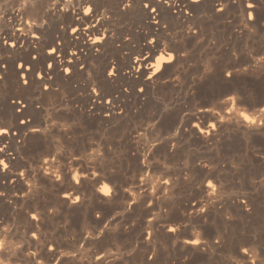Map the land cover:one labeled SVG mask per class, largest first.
Segmentation results:
<instances>
[{"label":"bare ground","instance_id":"obj_1","mask_svg":"<svg viewBox=\"0 0 264 264\" xmlns=\"http://www.w3.org/2000/svg\"><path fill=\"white\" fill-rule=\"evenodd\" d=\"M129 2L88 0V3L94 6L99 3L102 7L95 15L83 17L80 3L70 7L66 0H61L56 6L54 0H42L40 4L35 0H0V64L8 65L7 71L0 72L4 76L0 81V124L16 133L0 139V147L7 146L0 159L11 165L6 173L0 172V193L5 194L0 197V219L8 215L14 223L18 220L25 223H21L25 225L24 230L11 229L7 233V248L0 254L4 264H18L13 253L19 254L17 245L20 244L28 252L38 253V264H49L45 258L47 254L41 250L53 242L59 246L61 254H71L67 264H102L94 254L104 257L103 264L126 263L131 253L120 246L111 250L108 247L109 250L107 248L104 252L89 249V244L81 237L96 235V230L82 232L77 241L83 247H76L73 251L64 249L59 239L65 230H53V235L44 230L46 222L66 217L70 212L80 213L83 219L92 220L93 212L102 210L104 206L122 212L118 218L120 221L111 219L104 222L107 226L104 230H110V238L126 237L133 247L132 253L140 256L142 264H160V254L164 255L163 264H221L216 263L218 258L224 260L222 264H245L242 254L236 252L237 247L264 232L200 230L197 225L186 232L180 230L181 224L173 218H165L160 227L150 220L143 223L145 225L140 230L120 229L125 217L144 206L145 201L152 204L147 208L148 212L158 210L159 214H163L167 209L180 206L183 211L194 213L196 222L200 224L206 223L212 211L224 207L226 203L227 209L255 211L264 200V166L254 167V164L244 163L245 167H239L234 159L236 153L241 152L246 159L251 158L250 161L258 160L257 152L252 149L256 144H264V130L256 126L248 128L237 109L232 114L235 121L229 126L211 118L205 125V116L197 112L198 118H192L191 124L200 123L204 128V132H200L189 123L191 113L196 112L200 105H212L206 101L193 107L187 101L196 90L214 92L216 83L221 81V70L228 66L229 61L226 62L224 56H232L240 42L257 40L264 53V18H261L259 9L257 26L253 29L251 23L246 26L245 0H199L197 5H192L190 0H169L171 11L161 0L160 15L149 14L141 7L142 0H131V7H123ZM152 3L156 6L155 0ZM216 8H223V13L215 11ZM77 16L83 19H76ZM156 20L160 21L159 26ZM165 24L169 25L167 30L163 27ZM73 27L80 30L74 33L71 31ZM146 36L150 39L156 37L165 44L169 39L174 40L176 47L189 54L168 67L159 78L149 81L137 73L135 67H130L136 63L135 57L142 49L151 47L144 42ZM97 37H102L103 41L94 43ZM14 43L16 47L12 48ZM191 47H200L212 54L207 58L206 68L200 77L186 75ZM52 48H58L55 54ZM33 57L36 59L33 60ZM20 63L25 65L24 69L18 67ZM46 64L54 65L56 71L47 69L43 82L37 74L27 71L29 65L44 70ZM114 66L121 73L115 79L106 76V71H111ZM65 68L72 69L71 77L63 71ZM47 73L52 74L51 80ZM24 75L29 79L28 85L21 82ZM241 81L238 77V82ZM262 82L264 84V80ZM93 88L101 91L102 95L108 93L112 104L100 103L92 92ZM139 88L145 91L140 93ZM122 89H127V92ZM221 91L219 89L218 94ZM262 97L264 92L260 93L259 99ZM11 101H16V104ZM213 111L219 112V109L214 108ZM143 115L148 116V122L135 125V121ZM251 115L257 121L260 118ZM29 116L33 117L30 126L39 128L40 133H29L25 125L19 123V120ZM221 119H228V115L221 113ZM212 123H217L216 129L211 128ZM209 132L212 134L209 135ZM38 135L43 137L39 142L51 148L58 163H53L45 155L43 159L49 164L44 165L40 156L34 154L36 141L33 137ZM94 136L98 139L94 140ZM79 143L85 144L90 152L81 154ZM191 145L207 150L227 149V160H218L212 170L204 171L206 163L191 156L184 167L166 166L156 180L149 175L153 169L152 160L158 151L162 150L168 158ZM77 152L83 158L82 162L73 159ZM61 155L67 160L60 159ZM12 158H15V163ZM33 159L38 163H32ZM26 164L34 170L33 174H28ZM234 164L237 167L234 168ZM145 167L148 169L146 172L142 171ZM243 170L247 171L244 176ZM20 171L26 173L24 178L18 176ZM193 172H201L200 177L193 179ZM120 173L130 174L127 183L119 179ZM69 175L77 178L88 176L89 179L77 185L75 180L67 179ZM138 175L146 179H137ZM5 176L10 177L8 183L3 182ZM57 176L61 179L57 180ZM213 177L220 183L205 194L203 188ZM97 180L100 182L97 183ZM163 181L171 183L164 184ZM187 183L196 185L203 199L193 204L176 201L177 191ZM105 184L112 189L111 195L105 196L99 191ZM66 196L71 197L67 202ZM76 196L80 197L79 204L72 203ZM245 201L247 204L242 207ZM200 207L208 208V213H200ZM30 215L39 219L32 221ZM170 228H177V232L167 231ZM31 231H36L40 240L29 245L27 242L35 239L30 235ZM20 238L23 242L19 241ZM0 239L5 237L0 236ZM192 240L201 243H188ZM217 240L219 244L215 243ZM184 250L204 252V262L195 263L177 257V253ZM148 253L154 256L152 260L147 259ZM257 264H261L259 259Z\"/></svg>","mask_w":264,"mask_h":264},{"label":"snow or ice","instance_id":"obj_2","mask_svg":"<svg viewBox=\"0 0 264 264\" xmlns=\"http://www.w3.org/2000/svg\"><path fill=\"white\" fill-rule=\"evenodd\" d=\"M37 4L42 3V0H35ZM61 0H54V6L59 5ZM66 2L69 4L70 7H75V3H80L81 10L83 12V17H91L96 14L97 11H99L100 7H102L101 4L97 3L95 6L91 3H88V0H75V3L73 0H66ZM123 3V0H121ZM192 5L199 4V0H190ZM87 4V7H84V5ZM156 6H153L152 0H148V2H144L142 0L141 7L149 12V14H157L160 15L158 12V9L161 7V0H155ZM163 5L168 8L169 11L172 9V4L169 3V0H163ZM123 7L129 8L131 7V0L127 4H123ZM259 9V14L261 18H264V0H245L244 3V12H245V18H246V26L247 23H251L253 29L257 26V10ZM57 11L60 9L57 7ZM51 11V9H49ZM67 11V9H65ZM182 12L183 9H180ZM215 11L223 13V8H216ZM83 17L77 16L76 19H83ZM47 23V21H45ZM156 25H160V21H155ZM37 27H42V25H37ZM164 29L167 30L169 25L165 24L163 25ZM80 29H77L73 27L71 29L72 32H77ZM158 30V29H157ZM251 30V29H250ZM39 41V37L36 38ZM102 37H97L96 41H93L94 43L102 42ZM144 42L146 45H150L151 47L144 48L140 51L139 55L135 57L136 63L131 65L130 67H135L136 72L140 75L144 76L147 80L151 81L154 77L159 78L168 67L174 66L176 63L179 62L181 58H185L188 56V52L185 50H182L178 47H176V42L174 40L169 39L168 43L165 44L163 40H160L156 37L148 38L147 36L144 38ZM5 44L8 43L7 40L4 41ZM12 48L16 47V44L11 45ZM58 48H52V53L55 54L57 52ZM232 57L234 60L239 61L240 57L236 56L235 53L232 54ZM33 60L36 58L33 57ZM261 59L264 60V53L261 54ZM244 63H250V61H244ZM18 67L20 69H24L25 65L23 63L18 64ZM8 65L7 64H0V72L7 71ZM51 68L53 72L56 71V68L52 64H46L44 66V70L33 68L31 65L28 67V73H35L39 76V79L41 82L45 79L46 70ZM228 68H232L231 71L228 70ZM244 71H247L246 69H243ZM64 72L68 74L69 77L72 75V69L71 68H65L63 69ZM241 71L240 68H237L236 64L232 63L231 61L228 62V66L221 70L220 79L222 81V84L225 86L223 90L220 92L219 96L215 98V103L212 106L207 105H200L196 112L191 113V116L189 118V123L192 127L198 129L200 132H204V128L201 127L200 123L191 124L192 118H198L196 113H201L205 116V125L207 124V119L211 118L215 121H217L219 124H223L225 126H229L230 122L235 121V117L232 115L236 112L238 106H246L248 111H240L239 116L241 117L242 122L247 123L248 128H252L253 126H256L260 128L261 130H264V97L257 99V97L249 90L242 88L236 83V86L234 85V82H238V73ZM120 70L118 67H113L111 71H106V76L113 77L114 79L119 77ZM49 80H51L50 73H47ZM4 79L3 75H0V81ZM22 84L28 85L29 79L27 78V75H24L21 80ZM54 83V81H53ZM122 91L127 92V89H122ZM140 93H143L145 90L143 88H139L138 90ZM92 92L96 94V97L100 100V103H107L109 105L112 104V100L108 99V93L101 94V91H97L96 88L92 89ZM13 105L16 104V101H11ZM259 105L258 111L257 107ZM26 107V106H25ZM214 108H218L219 112L213 111ZM249 112L252 114L258 115L260 118L257 121V119L253 118V115H250ZM221 113H225L228 115V119H221ZM110 115V113H109ZM187 115V113H186ZM33 120V117L29 116L27 119H21L19 120L20 124L25 125V127L28 129L29 133H40L39 128L31 127L30 123ZM212 129L217 128V123H212L211 125ZM178 135V133H176ZM209 135L212 133L209 132ZM9 135H16V133L8 126L0 124V139L5 138ZM27 135V133H26ZM33 139L36 141L35 147H34V154L39 155L40 159L43 160V164H49L48 160H44L43 157L46 155L48 156L53 163H58L56 156L53 154L50 147L46 148L43 144H41L39 141L43 139L42 136H35ZM6 145L3 147H0V154H4L6 150ZM8 156L11 157V153H8ZM60 159L67 160V157L64 155H61ZM73 159L80 160L82 162V157L79 155V152H77ZM13 163H15V158H12ZM32 163H38L35 159L32 160ZM239 163V162H238ZM10 164L6 162L5 159H0V172H7L10 168ZM40 167H43V165H39ZM25 167L28 169V174H33L34 170L31 168L30 165L26 164ZM233 167H237V165H233ZM142 171H148L147 167H145ZM26 173L24 171H20L18 173V176L20 178H24ZM97 176L99 173L96 174ZM57 180H60L61 177L57 176ZM69 181L75 180V183L77 185L82 183V180H88V176H84L82 178H77V176L69 175L67 178ZM137 179H146V177L139 176ZM187 180L188 178L185 177ZM10 180V177H3V182L8 183ZM213 180L216 182L213 183ZM14 182V181H13ZM100 181L97 180V183ZM164 184L171 183L170 181H163ZM220 181L213 177L212 179L207 180V187L203 188V191L205 194H208V189H215L216 185L219 184ZM30 190V189H29ZM99 191L103 192L105 196L111 195L112 189L108 187L107 184H105ZM146 191V190H145ZM5 194L0 193V197H3ZM71 197L66 196L65 201L67 202ZM74 204L80 203V197L76 196L75 200L72 201ZM134 204L137 203V201H133ZM247 204V201L244 202L242 207ZM146 207H151L145 201ZM195 207V206H193ZM35 211V209H33ZM209 209L200 207L199 212L206 214L208 213ZM248 211H252V209H248ZM107 215H111V213H107ZM107 217H104L106 219ZM30 219L32 221H37L39 217L36 215H30ZM104 219H100L97 221L101 225L100 228H98L96 235H90L88 237H81V239L86 240L89 246L95 245L97 247V251L104 252L107 245L106 241L110 240L109 232L105 231L104 229L107 228V226L104 224ZM10 231L8 227L5 225V221L3 219H0V236H4L5 239H0V254H3L4 251L7 248L6 245V235ZM167 231H170L172 233L177 232V228H170L167 229ZM30 235L34 237L35 239L33 241L27 242L29 245L32 243H36L40 240V237L37 236L36 231H31ZM147 235V234H145ZM188 243L193 244H200L201 242L199 240H192ZM216 244H219L220 241H216ZM77 244L79 247H83V244H80V241H77ZM246 245V246H245ZM245 245H241L237 247L236 252L238 254H242V259L245 261V264H257V259L260 260L261 264H264V232L261 234L252 236L251 239H247L245 241ZM17 248L20 249L19 254L13 253L14 256H16V259L18 261V264H38L36 257L38 253L35 252H28L27 249L23 244L17 245ZM41 252L46 253L45 256L46 259L49 260V264H67L68 258L71 255L68 252H64L61 254L59 250V246L56 243H52L51 246H46L44 249L41 250ZM74 254V253H72ZM95 259L98 261H101L103 264L104 257L100 255H95ZM255 257V258H253ZM149 259H152V257H149ZM0 264H4L3 260H0Z\"/></svg>","mask_w":264,"mask_h":264},{"label":"rangeland","instance_id":"obj_3","mask_svg":"<svg viewBox=\"0 0 264 264\" xmlns=\"http://www.w3.org/2000/svg\"><path fill=\"white\" fill-rule=\"evenodd\" d=\"M252 42H254V43H252ZM252 42L251 41L246 42V43L240 42L237 45L235 54H236V56L240 57L239 61L234 60L232 56H230V57L224 56L223 59L225 61L227 60V61L235 62L237 68L241 69V71L237 75L239 78H241L242 81L241 82H234L233 86H236V83H238V85L240 87L251 91L257 97V99H259L260 93L264 92V84L262 82V80H264V64H263L264 61L262 62V60H261V54L263 53V51L261 49V44L259 41L256 40V41H252ZM189 50H191V55H190V58L188 61L189 67H188L186 75H187V77H191V76H193V77L199 76L200 77L203 70H205V68H206L204 66L206 65L207 58H209V56L211 57L212 54L208 53V51H204L200 47H198L196 49L191 47ZM206 54H208V55H206ZM223 59H222V61H224ZM244 61H250V63H244ZM243 69H246L247 71H244ZM186 75H185V78H186ZM185 78H183V81L185 80ZM185 87H184V90H185ZM224 87L225 86L222 84V81H219V83H216L214 92L207 90V89L206 90H200V91L196 90L194 92L193 96L187 100L188 105L194 107V106L199 105L202 102H206V101H208L209 104L213 105L215 103V98L217 96H219V94H220V93L218 94L219 89L223 90ZM216 89H218V90H216ZM184 90H182V91H184ZM258 108H259V105H258L257 109ZM237 109H238V113L240 111H246V112L248 111L246 106H238ZM249 114L251 115V112H249ZM147 122H148V116L143 115L135 121V125L145 124ZM95 138L98 139L96 136H94V140H96ZM79 144H81V145H79ZM79 144H78L79 149H80L79 152L81 154H84V152L88 153L89 149L86 147V145L82 144V143H79ZM188 148L181 149V151H179L175 156H172L173 158L172 157L166 158L164 155V152L162 150L158 151L155 154V158L152 160V163L154 162L153 163V169L151 171L152 173L150 172L149 175L152 176L153 179L156 180L160 176V174H162L161 172H163V170L166 166H172V167H177V168L184 167L185 164L186 165L188 164L187 163L188 158L191 156H193L197 160L201 159L200 161H203L206 163V167L204 168V171L212 170L214 163L218 160H221V159L227 160V151H226L227 149H220V150L218 149V151H219L218 152L217 150L201 149L196 145H191ZM254 148L252 149V151L255 150L254 153L257 152L256 156L259 157L258 160L254 159V160L250 161L251 158L246 159L247 157H243V155H241V152H239L240 154L236 153V155H235V157H236V158H234L235 163L239 167H245V165H243L244 163L247 165L254 164V167H260V166L263 167L264 161L262 160V157L264 156V153H263L264 152V144H256L254 146ZM259 153H260V155H259ZM248 161L250 163H248ZM262 169H264V167ZM123 173L118 174L119 179L121 178L120 179L121 181H123V182L126 181V183H127L128 177L130 174H123ZM200 174H201V172L200 173L199 172H193L192 178L198 179L200 177ZM242 174H243V176L246 175L247 171L243 170ZM152 184H151V187L153 186ZM191 184L187 183V184H183L181 186V188L177 191V193L175 195L176 201H186V202L188 201V202L193 204V203H196V202L200 201L201 199H203V195L197 189V186L196 185L192 186ZM177 196H179V197H177ZM147 203L149 205H151V207H152V204H150L149 201ZM226 205H227V203H226ZM226 205L224 207H220L219 209H217L215 211H212V213L209 215L206 223H200V224L196 222V220L194 218V215H195L194 213L192 214V212L183 211V209L180 206H179V208L174 207V209L173 208L167 209L163 214H161V213L159 214L157 209H156L157 211L153 210L152 212L151 211L148 212L149 207H146L144 205L141 208L134 210L129 216L127 215L125 217V219L122 221L123 223H121L120 229L124 228V230H140L145 225L143 223L149 222L150 220H151V222L153 220V222H155L158 226H159V224H160V226H162L164 224L165 218H173V219H176L181 224L180 230H186V232L188 230H192V226H194V225H197L196 227L197 228L199 227L198 229H200V230H264V200L261 202V206L259 207V209H256L255 211L252 210V212L251 211L249 212L248 210L239 211V210H236L234 208H228L227 209ZM143 207H145V208H143ZM104 210H106V211H104ZM109 212L111 213V215H107V213H109ZM70 213H68L66 215V217L61 216L59 218H56V219L54 218V219L49 220L48 222H46V225L44 227V230H48L49 235L54 234L53 230H57V229L65 230V232L62 234L66 235V236H62V234H61V237L60 236H57V237L58 238L60 237L59 239L61 240V242L63 244V248L64 249L66 248V250L68 249V251H73L74 249H76V247L79 248V245L77 244V237L82 232H84L85 230H97L98 227L100 228L101 225L99 223L97 224V222L95 221L96 219H102V218L104 219V217H107L106 219H104V222L111 220V219L112 220H119L118 218L122 214L120 209H118V210L117 209H111L109 206H107V207L104 206L102 210L94 211L93 212L94 214L92 215L93 216L92 220L83 219L81 214L77 213V212H70ZM72 213H73V215H72ZM227 219H229V221H227ZM3 220L5 221L6 227H8L10 230L11 229L12 230H17V229L18 230H24L25 229V227H24L25 225H22L25 223L21 220H18L14 223L12 221V219L8 217V215H4ZM14 227H16V228H14ZM19 241L23 242V240L21 238L19 239ZM106 245H107V247H106L105 251H107L108 247L111 250L117 246L118 247L120 246L125 251L131 253V254L129 253L130 255H129V258L126 260V263L120 262L119 264H142L143 263L138 254L132 253L133 247H132L131 243L129 242V240H127L126 237L110 238L109 241H106ZM109 248H108V250H109ZM89 249L97 250V247L95 245H93L92 247L89 246ZM149 254H151V253L147 254V259L152 260L154 258V256L149 255ZM163 256H164L163 254H160V257H161L160 264H163V261H164ZM205 256H206L205 253L204 252L202 253L200 251H185L184 250V252L179 251L177 253V257H180L181 259H187L190 262H195V263L196 262H204ZM149 257H152V259H149ZM215 260H216V263L222 264L224 262V260L222 258H218ZM215 260H212V261L215 262Z\"/></svg>","mask_w":264,"mask_h":264}]
</instances>
